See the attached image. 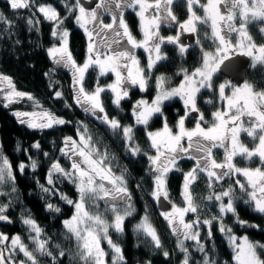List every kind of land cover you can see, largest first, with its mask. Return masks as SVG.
Segmentation results:
<instances>
[{
  "label": "snow or ice",
  "instance_id": "obj_1",
  "mask_svg": "<svg viewBox=\"0 0 264 264\" xmlns=\"http://www.w3.org/2000/svg\"><path fill=\"white\" fill-rule=\"evenodd\" d=\"M6 2L12 10L30 11L25 23L31 31H40L43 22L51 24L50 36L56 43L47 48V55L55 66L71 73L76 106L110 129L114 135L121 137L124 147L132 156L142 154L147 157V171L152 181L151 198L156 201L163 198L171 204V210L161 211L160 215L176 237V248L182 256L180 264H219L201 239V226H209L208 237L211 238L213 233L210 226L216 219L220 221L219 231L228 239L236 264H264V244L253 243L247 236L237 237L233 229L223 223L224 215L230 213L236 216V222L242 228L259 227L240 219L236 207L238 199H242L253 211L264 215V91H257L248 82L242 87L227 81L220 84L219 97L222 103L226 102L225 109L212 113L213 121L209 126H205L208 125L205 114L197 106V95L202 90L215 91L213 74L228 60L230 50H239L251 57L253 67L264 65V44L257 45L247 28L253 22L264 24V0H206V3L201 0H185L188 18L183 22L173 11L176 0H98L94 6L85 3V0H59L66 15H61L57 7L47 0ZM196 9L202 10L203 16L198 15ZM126 11H131L138 18L143 39L137 40L133 35L126 20ZM105 16L110 17V22L104 21ZM68 20H72L87 37V58L83 64H79L70 51V30L65 26ZM197 22L210 25V38L216 45L214 53L201 49L202 67L196 68L191 74L185 71L180 86L170 91L164 89L165 78L157 77L158 91L151 103L139 100L132 107L134 125H123L117 117H110L102 94L110 90L113 96L111 103L119 108L121 102L129 97L128 85L138 86L144 91L148 84L145 71L151 73L158 62L166 59L162 45H176L179 52L184 54L188 46L180 42V37L185 33L198 34ZM172 24L178 26L177 34L161 36L160 29ZM2 25L7 27H0V32H6L16 44H20L21 41L13 33V22L0 12V26ZM260 31L264 32V27ZM232 33H238L240 38L235 46L228 38ZM196 44H200V41L197 40ZM140 48L148 53L147 69L140 66L137 58L136 50ZM91 69L98 70L97 83L89 91L86 87V73ZM51 71L54 72L55 69ZM108 73L115 76L114 82L101 86L100 78ZM45 75L50 76V73L46 72ZM56 83L50 77L49 87L54 89L53 98L64 99V93L55 90ZM228 89L232 90L231 95L226 94ZM175 97H179L184 105V115L179 117L174 126L176 130L169 126L166 117L162 121V128L150 130L151 119L154 116L162 117L164 102ZM25 100L31 102L32 111L12 112L20 125L44 131L72 123L44 108L31 93L18 90L9 75L0 73V106L7 109ZM65 107L71 105L65 101ZM194 113H198L195 126L189 129L186 127V120ZM77 123V138L64 136L63 146L59 149L61 156L70 162V168L66 169L58 160L53 161L46 175V183L51 187L40 185L41 190L52 196L58 195L60 200L73 206L74 213L63 221V227L67 230L69 239H75L79 259L84 264H106L107 253L102 247L104 243L113 254L112 264H126L122 247L112 239L110 233L114 231L117 235L124 234L126 219L136 212L126 179L127 169H122L117 174L114 170V157L96 147V141L86 124ZM137 126L144 129L148 151L136 144ZM242 133L253 141L258 140L254 149L250 150L245 146L240 138ZM31 147L39 150L41 146L36 142ZM217 149L224 151L223 162H217L214 156ZM17 150H20L19 146ZM23 151L27 154L28 163L21 162L16 166L11 164L6 155L0 153V186L11 184L13 193L16 191V173H23L28 167L33 170L38 167L29 150ZM152 151L154 155L150 154ZM43 155L48 156V153ZM236 157L249 161L258 158L260 166L254 169L238 167L234 163ZM184 160L194 161V164L189 171L182 172L181 195L185 206L180 207L170 200L168 177L173 171H182L179 165ZM202 174L207 176L209 189L226 177L243 176L245 182L235 180L242 195L237 197L231 185L227 190L212 192L207 199L218 202L220 215L213 217V220H201L197 215L195 220L186 221L187 214H197L199 211L190 189ZM57 180L74 185L79 198L73 200L59 192L55 187ZM137 187L142 186L138 184ZM225 198L227 203H224ZM98 201L104 202L103 212L86 210V202L99 209ZM10 208L11 201L0 204V224L15 223L8 215ZM46 208L56 213L61 212L59 207L51 203L46 204ZM107 212L112 213L111 223L105 219ZM20 219L28 230V240L35 247L30 248L20 234L10 236L0 232V264H39L37 253L51 256L55 264L57 256L49 250V241L42 239L43 230L37 221L27 212ZM135 228L155 250L164 249L162 239L147 215ZM189 241L192 242V247L188 245ZM193 252L201 254L199 261L193 259ZM64 255V251L59 252V256ZM163 255L168 257L170 253L163 250ZM145 264H151V261Z\"/></svg>",
  "mask_w": 264,
  "mask_h": 264
},
{
  "label": "trees",
  "instance_id": "obj_2",
  "mask_svg": "<svg viewBox=\"0 0 264 264\" xmlns=\"http://www.w3.org/2000/svg\"><path fill=\"white\" fill-rule=\"evenodd\" d=\"M39 2H45V0H39ZM47 2L56 6L58 11L61 12V15H66L63 8H60L59 0H47ZM0 12L4 13L5 16L13 22V33L15 38H18L21 41L20 44H16L15 40L8 37L6 32H0V73L9 75L13 79L18 90L31 93L40 101L44 108L49 109L59 117L72 121L71 124L57 126L53 129L44 131L32 130L27 128L26 125H20L16 117L12 114V112L16 110L32 111L33 108L30 101L25 100L22 103L13 104L7 109L0 106V153L6 155L11 164L16 166L21 162L28 163L27 154L23 151L24 149H27L32 158L38 163V167L35 170L28 167L23 173H16L15 193L12 192L11 184L0 186V193H4V195H0V204L9 203L11 201V208L8 211V215L15 221V223L12 224H0V232H4L10 236L20 234L25 240V243L29 244L30 248H34L35 246L30 240H28V230L20 219L25 212L30 213L43 230L42 239H47L49 241V250L57 256L55 264H84V262L79 259L75 239L72 238L70 240L67 230L63 227V221L72 216L73 207L60 200L58 195L52 196L51 194L43 192L40 185L51 187L46 183V175L48 168L53 161L58 160L63 167L66 169L69 168L70 162L61 156L59 152L60 147L63 146V137L70 135L75 138L76 128L79 126L77 122L82 123L85 121L82 120V114H80V112L68 102L69 100L66 94L64 77L61 74L62 71H51L53 69L50 67V60L46 53V48L54 42L50 36L51 24L43 22L40 25V31L38 32L29 30L26 26L25 18L30 15V11L12 10L6 0H0ZM0 27L6 28L7 25H2ZM66 27L70 30V51L72 52L74 59H76L77 62H81L85 54V40L82 31L72 20L66 22ZM195 52L199 53L198 62H200L202 57L200 54L201 52L200 50ZM163 64L164 63L161 62L158 70L162 71ZM263 70V66L259 65L248 73L249 81L255 86V89L259 91L264 89ZM46 72H49L50 76H46ZM174 73L176 74L170 76L168 79L170 85L175 84L179 77L177 72ZM89 74V78H86V85H88L87 89H91V85L96 76L95 71L92 70ZM50 77L51 80L57 81L54 88L55 90H60L64 93V99L56 100L53 98L54 89L53 87H49ZM221 80L222 77L217 75L215 82H220ZM65 101H67L71 107H65ZM0 103H2V101H0ZM180 106L181 105L178 101H174L168 105L169 112L172 115V118L169 119L170 123H173V116L175 118L177 117ZM208 109L212 110L210 107H208ZM36 111H39V109H36ZM122 123L125 125H131L130 122L122 121ZM85 124L87 123L85 122ZM100 125L106 129L104 125ZM189 125L190 123L186 122V127ZM152 127L158 128L159 124H156L154 120ZM88 128L92 133L98 148H102V146H104V141L100 135L99 129L90 128L89 125ZM138 134L142 137V139H139V143L146 142V137L144 138V129L139 128ZM111 141L113 147L110 152L114 154L118 163L123 164V168L127 169L126 175L130 182L132 202L135 207V200H137V198L134 191L139 194L137 189H146L147 185L144 182V177H150L149 172H146L145 157L142 154H138L136 157H127L122 144L116 145L113 138ZM36 142H39L41 146L39 150L31 147ZM244 142L248 145L253 143L248 139H245ZM17 146H19L20 150H17ZM113 148L116 151H114ZM45 152L48 153V156L43 155ZM106 152L108 153V149ZM180 166L182 171L185 172L190 167V161L184 160L180 163ZM37 181H39V183H37ZM201 181L202 175H200L198 180L194 182L195 185L201 183V186L196 188L199 192H202L203 188L204 190L207 188L206 183H202ZM180 182V172L173 171L169 174V187L172 193L177 194L180 188ZM138 184L142 187L138 188ZM55 187L59 189V192L66 194L70 199L76 198L77 192L74 185L67 181L57 180ZM200 201L201 204L207 203L203 202L201 199ZM145 202L146 201H144V205L146 206L147 204ZM48 203L59 207L61 212L56 213L54 211H49L46 208V204ZM201 207L199 209H201ZM236 207L240 219L246 221L249 225H258L259 227L242 228L240 226H233V233L237 235L244 233L252 242L264 244V230H262L264 229V215L253 211L248 205L237 204ZM244 209L247 212L244 213ZM201 212L207 215V212H204V208H202ZM143 213H148L151 216L153 223L158 229L157 232L159 231L158 234L162 239L164 245L163 250L169 251L170 255L165 257L163 255V250H155L151 247L143 234L138 233L136 229L132 227L134 222L133 218L128 217L126 219V230L124 234L117 235L115 232L110 233L112 239L122 247L126 264H142L147 261H151V264H175L181 256L179 253L173 254L171 252L177 251L175 240H172L166 231L165 234L160 233V231L163 232L164 230V221L160 219L157 223L152 211L147 210V208L146 210H142L137 207L134 217H139ZM228 215L229 217L224 218L223 221L229 225H234L236 222V216L230 213ZM213 240L216 255H214V251H211L212 257L214 256L213 258L217 260L219 264H236L234 260L232 261V250H230L229 245L225 241L223 233H216ZM60 251H64L65 255L59 256ZM19 258L23 259L22 256ZM37 258L39 264H53V258L51 256L40 255L37 253ZM262 258H264V254H262Z\"/></svg>",
  "mask_w": 264,
  "mask_h": 264
},
{
  "label": "flooded vegetation",
  "instance_id": "obj_3",
  "mask_svg": "<svg viewBox=\"0 0 264 264\" xmlns=\"http://www.w3.org/2000/svg\"><path fill=\"white\" fill-rule=\"evenodd\" d=\"M98 2V0H85V3L91 4L92 6H94V4ZM202 3H206V0H201ZM173 11L174 13L177 15L178 19L183 22L184 20H186L188 18V13H187V9H186V4H185V0H176V3L173 5ZM197 14L203 16V11L200 9H196ZM126 20L132 30L133 35L135 36V38L137 40H141L143 39V35L139 30V21L138 18L135 17L134 13H132L131 11H126ZM104 21L110 22V17L109 16H105L104 17ZM66 26V25H65ZM239 26L238 22H237V27ZM264 27V24H261L259 22H253L249 25H247L249 34L253 37V41L257 44H264V32L260 31V28ZM177 28L178 26L175 24L172 25H166L163 26L160 29V34L161 36L167 37L169 35L175 36L177 34ZM197 28H198V34L196 33H185L180 37V42L184 45H187L188 48L186 50V52L184 54H181L178 50V47L176 45L173 44H167L165 43L164 45H162V52L163 55L166 57V59L160 61L157 63V65L154 67V69L151 71V73H148L147 71H145V76L148 80V84L147 87L144 91H141L139 89L138 86H132V85H128V89H129V97L125 100H123L121 102V105L119 108L114 107V105H112L111 100L113 98L112 93L109 91H106L105 93L102 94V100L104 101L105 105H106V110L109 113L110 117H117L121 123L122 121L124 122H130L131 125L135 124V120L134 117L132 116V107L133 105L139 101V100H146L148 101V103H151L150 99L154 98V94L157 93L158 89L156 87V79L157 77H164L165 78V82H164V89L165 90H170L171 86H176V85H180L182 80V76H183V72L187 71V72H193L198 66H194L191 69H189L187 66L188 64L194 60L193 55L190 53V51H193V49H195V51L200 50H206V51H210V52H215V47L216 45L213 43L211 37V28L210 25H204V24H200L199 22H197ZM82 34L84 36V40H85V51H87V37L85 36L83 30L81 29ZM187 35H190L192 37V41H190V39L187 37ZM231 40V43L233 44V46L236 45V43L238 42L239 38V34L238 33H232L230 34V36L228 37ZM199 40L200 44H196V41ZM236 52H241L239 50L236 51H232L230 50L228 53V57L230 55H232L233 53ZM242 53V52H241ZM180 54V55H179ZM202 56V52L200 53ZM136 55L138 60L140 61V66L144 69H147V64H148V53L145 52L142 48L137 49L136 50ZM174 56H177V58H175V64H174V71H171L170 69H162V71L158 70V67L160 66L161 62H166L168 65L170 64V62L172 61V59L174 58ZM250 62L252 65V58L250 57ZM253 66V65H252ZM264 68V65H262ZM195 68V69H194ZM92 71H95V69H91ZM86 73V78H89V73ZM170 72H177V74H179L178 79L176 80L175 84H169L168 79L170 78ZM96 73V71H95ZM217 73L213 74V78L217 77ZM264 73V70H263ZM89 74V75H88ZM97 73L96 76L94 78V81L91 85V89H88L89 91L94 89L95 84L97 83ZM115 80V76L112 73H108L106 76L101 77L99 80V83L101 86H107L110 83H113ZM249 78L248 76H246L245 81H243L240 84H237L235 82L230 81L227 78H223L220 82L214 83L215 84V91L208 89V90H202L198 95H197V106L199 108V110L206 108L207 106L210 107L212 110L209 109V115L205 114V120L208 122V120L213 119L212 117V113L217 111L218 109L223 111V109H225V104L226 102H221L220 97H219V85L222 83L230 82L233 85H236L237 87H242V85L248 81ZM86 87H88V85H86ZM255 87V86H254ZM231 89H228L226 94L227 95H231ZM202 92H207L209 93V95L203 100V98H200L199 95ZM156 95V94H155ZM176 100H169V101H165L164 105H163V116L161 117L162 121L163 119L166 117L167 121L169 122L170 119V112L168 109V105L170 103H173L174 101H180L179 104L181 105V107L183 108V114H184V105L182 103V101L178 98L175 97ZM215 110V111H214ZM198 116V113H194L191 118L192 120L189 121L190 125L187 128H193L195 126V122H196V117ZM158 116H154L151 121H150V130H152L154 127H152V123L153 121L157 118ZM123 124V123H122ZM159 127H162V122L158 123ZM125 125V124H123ZM142 128V126H137L135 128V136H136V144L140 145V147L144 150V151H148V144H147V140L146 142H141L139 143V139H142V137L139 136L138 134V129ZM111 132V130H110ZM112 136V135H111ZM112 137H115L117 139L118 142H122V138L118 137L117 135H114ZM146 137V135L144 136V138ZM138 140V141H137ZM102 149L104 150V152H106V147L102 146ZM219 153V149L215 150L214 152V156L217 157ZM150 154H155L154 151H152ZM145 157V168H146V172L148 169V161H147V157ZM190 161V160H189ZM192 163V165L189 167L188 170H190L193 166V161H190ZM187 170V171H188ZM186 172V171H185ZM151 180V177H150ZM170 200L172 201V199L170 198Z\"/></svg>",
  "mask_w": 264,
  "mask_h": 264
},
{
  "label": "rangeland",
  "instance_id": "obj_4",
  "mask_svg": "<svg viewBox=\"0 0 264 264\" xmlns=\"http://www.w3.org/2000/svg\"><path fill=\"white\" fill-rule=\"evenodd\" d=\"M60 8H62V7H60ZM58 9V8H57ZM78 27V26H77ZM53 43H56V41H54ZM52 43V44H53ZM51 44V45H52ZM50 45V46H51ZM49 46V47H50ZM46 50H47V48H46ZM46 53H47V51H46ZM190 53L193 55V57H194V60H192L189 64H188V68L189 69H191L192 67H194V66H197L199 63V66L198 67H202V63H203V61H202V57H201V60H200V62H198L199 61V53L198 52H195L194 51V49H193V51H190ZM243 54V53H241V52H236V53H233L232 55H236V54ZM180 55V54H179ZM232 55H230V56H232ZM229 56V57H230ZM249 57V56H248ZM49 58V57H48ZM87 58V51H85V54H84V56H83V58H82V60H81V62H78L79 64H83L84 63V61H85V59ZM175 58H177V56H174V58L172 59V61L170 62V64L168 65L166 62H164L163 61V67H162V69H165V70H167V69H170L171 71H174L173 69H174V64H175ZM50 60V59H49ZM50 67L52 68V69H55L56 71H58V70H61L62 72H61V74L63 75V77H64V84H65V88H66V94H67V97H68V102L77 110V111H79L80 112V114H82V120L83 121H85L87 124V126L89 125L90 126V128H98L99 129V131H100V135L102 136V138H103V143H104V146L108 149V154L110 155V156H112V154L113 153H111L110 152V150L112 149V147H113V145H112V141H111V139L113 138L114 140H115V142H116V145H121L122 144V147H123V149L125 150V155L127 156V157H129V156H132L130 153H129V151L124 147V144L122 143V142H118L117 141V139L115 138V137H112L113 136V133L112 132H110V129H108L106 126V129L104 128V127H102L100 124H99V121H97L95 118H93L91 115H89L88 113H85L81 108H79L78 106H76V104H75V102H74V100H73V94H72V77H71V73L67 70V69H63V68H59V67H57V66H55L53 63H52V61L50 60ZM197 67V68H198ZM195 69V68H194ZM248 70H247V72H246V76H248V73H249V71L250 70H254L255 69V67H253L252 65H251V62H250V57H249V64H248V68H247ZM95 71H96V73H97V71L98 70H96L95 69ZM184 73V72H183ZM189 74H191V72H188ZM171 76H174V74H176V73H174V72H170L169 73ZM217 75H220L221 77H222V79L223 78H227V79H229L230 81H232V82H235V81H233V80H231L230 78H228L227 76H224V75H222V74H220L219 73V69H218V73H217ZM246 76H245V79H246ZM216 78V77H215ZM215 78H213V81H214V83H217V82H215ZM184 79V74H183V76H182V80ZM245 79H244V81H245ZM243 82V81H242ZM241 82V83H242ZM246 82H248V83H251L249 80L248 81H246ZM236 83V82H235ZM180 85H174V86H171L170 87V90L171 89H173V88H178ZM93 90V89H92ZM169 90V91H170ZM91 91V90H90ZM257 91H259V90H257ZM260 91H264V89H262V90H260ZM155 94H157V93H155ZM154 94V98H155V95ZM209 95V93H207V92H202L200 95H199V97L200 98H203V100L207 97ZM153 98V99H154ZM179 98V97H178ZM153 99H150L151 101L153 100ZM172 100H176L175 98H173ZM180 102V101H179ZM182 103H183V101H182ZM224 110V109H223ZM177 111V110H176ZM200 111H202V112H204L205 114H207V115H209V109H208V107H207V109L206 108H203V109H201ZM184 114H183V108L180 106V109L178 110V115H177V117L175 118L174 116H173V123H170L169 122V125H171L170 127H173L174 128V131L176 130L175 129V125H176V123H177V121H178V119H179V117L180 116H183ZM157 118H158V120H157ZM156 119H155V122H156V124L157 123H160V122H162V119H161V116H158ZM170 118H172V115H171V113H170ZM192 120V118L190 117L189 119H187L186 120V122H189V121H191ZM212 121H213V119H210V120H208V125H205V126H209L211 123H212ZM85 122H82V124H85ZM173 124V125H172ZM153 126H156V125H153ZM101 128V129H100ZM160 128H162V127H160ZM160 128H153L152 129V131H155V130H158V129H160ZM190 129V128H189ZM112 135V136H111ZM75 136H76V134H75ZM75 138H77V137H75ZM241 140H242V142L245 144V146H247L250 150H252V149H254L255 148V146L258 144V140H256V141H253L250 137H248L245 133H242L241 134ZM245 139H248L249 141L251 140L253 143L251 144V145H248L246 142H244V140ZM96 147L98 148V146H97V144H96ZM122 147H121V149H122ZM99 150L100 149H102L101 147L100 148H98ZM106 149V150H107ZM123 149H122V151H123ZM113 150L114 151H116L114 148H113ZM101 152H104V150L102 149V150H100ZM220 153V154H219ZM219 153H218V157H215L216 158V160H217V162H223V160H224V151H223V149H219ZM118 154H121V153H118ZM137 156V155H136ZM136 156H133V157H136ZM112 157H114V159H113V163L116 165V168L114 169L115 171H116V173L117 174H119L120 173V170H122V169H124L123 168V164H119L118 163V161H117V159H116V157L114 156V154H113V156ZM234 163H236V165L238 166V167H241V168H245V167H248V168H256V167H259L260 166V161H259V159L258 158H254L253 160H251V161H249V160H246V159H243V158H241V157H236L235 159H234ZM193 164H194V161H193ZM192 165V163L190 162V166ZM179 167H180V169H181V166L179 165ZM69 168H70V166H69ZM182 170V169H181ZM189 171V170H188ZM178 172H180L181 173V182H180V188H179V191L177 192V194H175V193H172L171 191H170V187H169V177H168V190H169V197L172 199V203H175V204H177L178 206H180V207H184L185 205H184V202H183V197H182V195H181V192H182V184H183V175H182V172L183 171H178ZM187 172V171H186ZM150 176V175H149ZM151 177V176H150ZM150 177H148V176H145L144 177V182L146 183V189H143V188H140V189H137V191L139 192V194H137V192L136 191H134V193H136V198H137V200H135V209L138 207V208H141L142 210H146V208H147V210H151L152 211V214H153V216H154V218H155V220H156V222L158 223V221H160V219L161 220H163L164 221V223H165V225H164V230H163V232L162 231H160V233L161 234H165V231H166V233H168V235L171 237V239L172 240H175V245H176V237L174 236V235H172V233H171V229L169 228V226H168V223H167V221H165L164 220V218L160 215V213H161V211H170L171 210V205H170V207L168 208V209H166V210H162V209H160L159 208V206H158V201H156V200H153L152 198H151V196H150V192H151V190H152V181L150 180ZM126 179H127V181H128V187H129V190H130V182H129V180H128V178H127V175H126ZM236 179H240L241 180V182H245V178L243 177V176H240V175H236V176H231V177H226L224 180H222V181H220V182H218V183H216L215 185H214V187L212 188V189H209L208 188V179H207V176L206 175H203L202 174V183H206V185H207V188H206V190H204V188H203V191L202 192H199V191H197L196 190V188L197 187H199V186H201V183H197L196 185L194 184V185H192V187H191V189H190V191H191V193H192V197H193V199H194V201L196 202V204L199 206L200 204H201V201H200V199L203 201V202H207L206 204H201L200 206H199V208L201 207V209H199V211H198V213L197 214H191V213H189V214H187L186 215V217H185V219H186V221H191V220H195L196 218H197V215L200 217V219L201 220H204V219H208V220H213V217H218L219 215H220V213H219V207H218V202H216L214 199L213 200H208L207 199V197L212 193V192H220V191H224V190H227L228 188H229V186L231 185L232 186V188H233V190H234V192H235V195L237 196V197H240L241 195H242V193H240V191H239V187H238V185H236L235 184V180ZM149 190V191H148ZM172 196H171V195ZM141 195V196H140ZM79 197H78V193H77V195H76V198L75 199H73V200H77ZM246 198V197H245ZM146 201L145 203L147 204L146 206L144 205V201ZM224 203H227V198H225L224 199ZM98 204H99V209H96L94 206H92L91 205V203L90 202H86V210H90V211H97V210H99V211H101V212H103L104 211V208H105V205H104V202L103 201H98ZM241 205V204H244L243 203V200L242 199H238L237 201H236V205ZM244 205H246V204H244ZM73 207V206H72ZM202 208H204V212H207V215H205V214H203L201 211H202ZM243 212L245 213V212H247L245 209L243 210ZM73 213H74V208H73ZM135 214V213H134ZM134 214H133V216H132V218H133V220H134V222H133V228L134 229H136L135 228V225L136 224H138L139 222H140V220L145 216V215H147L148 217H149V221H150V223L152 224V226L156 229V230H158L157 229V227L155 226V224L153 223V221H152V219H151V216L148 214V213H143L142 215H140L139 217H134ZM73 215V214H72ZM71 217V216H70ZM229 217V215L228 214H226V215H224V217H223V220H224V218H228ZM105 219H107L108 220V222L109 223H111V220H112V213H110V212H107V213H105ZM223 223L227 226V227H230V228H232L233 229V226H240L239 224L237 225V222H235V224L234 225H229L228 223H226L225 221H223ZM219 225H220V221L218 220V219H216V220H213V223L211 224V231H212V233H213V235H212V237L211 238H209L208 237V228H209V226H204V225H202L201 226V239L203 240V242L206 244V246H207V248L209 249V251H210V253H211V255H212V252L211 251H214V255H216V252H215V247H214V235L216 234V233H221L220 231H219ZM114 232V231H113ZM159 232V231H158ZM157 232V233H158ZM159 235V234H158ZM224 235V234H223ZM237 237H244L245 236V234L244 233H241L240 235H237V234H235ZM224 237H225V241L227 242V244L229 245V242H228V239L226 238V236L224 235ZM251 241V240H250ZM237 242H239V240L237 241ZM252 242V241H251ZM253 243H256V242H253ZM188 245L190 246V247H192V242L191 241H189L188 242ZM102 247H104V249H105V251H106V253H107V256L105 257V260H106V264H112V252H111V250L108 248V246H107V244L106 243H104V244H102ZM176 247V246H175ZM229 248H230V250H232L231 249V247L229 246ZM173 250H174V248H173ZM173 254H175V253H179L180 254V252H179V250L177 249V251H171ZM180 256H181V254H180ZM214 257V256H213ZM231 257H232V261L234 260L233 259V251H232V253H231ZM200 258H201V254H199V253H196V252H193V259L194 260H196V261H199L200 260ZM22 259V258H21ZM182 259V256H181V258H179L178 259V261L175 263V264H180V260ZM234 262H235V260H234ZM236 263V262H235ZM142 264H145V262L144 263H142Z\"/></svg>",
  "mask_w": 264,
  "mask_h": 264
},
{
  "label": "water",
  "instance_id": "obj_5",
  "mask_svg": "<svg viewBox=\"0 0 264 264\" xmlns=\"http://www.w3.org/2000/svg\"><path fill=\"white\" fill-rule=\"evenodd\" d=\"M187 37L190 39V41L193 40L190 35H187ZM248 64V56L240 53L232 55L224 62V64L221 65L219 73L227 76L237 84H240L245 79L246 72L248 70ZM170 205L171 204L167 201H164L163 198L158 201V206L162 210L168 209Z\"/></svg>",
  "mask_w": 264,
  "mask_h": 264
}]
</instances>
